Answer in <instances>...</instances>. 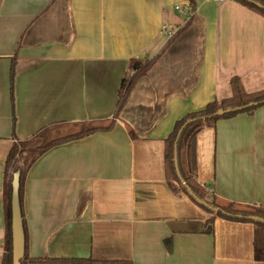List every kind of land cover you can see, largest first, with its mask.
<instances>
[{"label": "crops", "instance_id": "obj_1", "mask_svg": "<svg viewBox=\"0 0 264 264\" xmlns=\"http://www.w3.org/2000/svg\"><path fill=\"white\" fill-rule=\"evenodd\" d=\"M157 54L109 130L54 145L26 171L25 254L264 264L252 222H206L211 214L164 174L176 120L229 96L232 76L246 91L264 88V16L239 0H0V264L12 132L110 120L129 60ZM196 161L206 198L264 208V105L201 129Z\"/></svg>", "mask_w": 264, "mask_h": 264}, {"label": "trees", "instance_id": "obj_2", "mask_svg": "<svg viewBox=\"0 0 264 264\" xmlns=\"http://www.w3.org/2000/svg\"><path fill=\"white\" fill-rule=\"evenodd\" d=\"M250 9L264 16V0H239ZM159 54L145 59L129 60L128 71L121 79L117 90V100L113 118L108 121H86L76 123L78 129L64 136L46 140L50 127H43L26 139H19L12 132V144L4 162V207H5V246L1 264H11V210L10 194L13 173L19 170L18 196L21 205L22 181L32 163L50 147L70 140L78 139L96 131H107L114 124L125 100L137 80L151 67ZM14 66L10 71L11 97ZM231 93L227 97L214 99L202 109L188 112L176 120L171 132L164 139V174L173 191L182 190L191 199L203 206L211 215L206 222L216 217L242 222H252L253 247L255 259L264 261V208L255 206L242 208L229 202L219 204L215 198L208 199V187L196 180V137L204 127H215L220 119L233 117L240 113L252 114L264 105V88L246 91L238 76L229 79ZM133 136V132L129 130ZM40 141L37 142L36 140ZM177 184V185H176ZM21 210V209H20ZM25 248V240H24ZM126 264L123 260H97L92 257H28L25 252L20 264Z\"/></svg>", "mask_w": 264, "mask_h": 264}, {"label": "water", "instance_id": "obj_3", "mask_svg": "<svg viewBox=\"0 0 264 264\" xmlns=\"http://www.w3.org/2000/svg\"><path fill=\"white\" fill-rule=\"evenodd\" d=\"M19 170L13 173L11 180L10 210H11V264H20L24 253V229L20 210L19 196Z\"/></svg>", "mask_w": 264, "mask_h": 264}, {"label": "rangeland", "instance_id": "obj_4", "mask_svg": "<svg viewBox=\"0 0 264 264\" xmlns=\"http://www.w3.org/2000/svg\"><path fill=\"white\" fill-rule=\"evenodd\" d=\"M77 129L78 127L76 125H67L59 128H52L51 130H49L47 137H45V139L48 140L55 137L64 136L69 133L75 132ZM36 141L39 142L40 140L37 139ZM26 264H30V263H26Z\"/></svg>", "mask_w": 264, "mask_h": 264}, {"label": "built area", "instance_id": "obj_5", "mask_svg": "<svg viewBox=\"0 0 264 264\" xmlns=\"http://www.w3.org/2000/svg\"><path fill=\"white\" fill-rule=\"evenodd\" d=\"M212 1H214V2H217V3H220V2H223V1H225V0H212ZM176 8H178L179 6H175ZM192 10V8L191 7H188L185 11H191Z\"/></svg>", "mask_w": 264, "mask_h": 264}]
</instances>
